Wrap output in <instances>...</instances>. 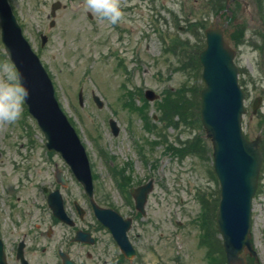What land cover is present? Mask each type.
Here are the masks:
<instances>
[{
	"label": "rangeland",
	"instance_id": "obj_1",
	"mask_svg": "<svg viewBox=\"0 0 264 264\" xmlns=\"http://www.w3.org/2000/svg\"><path fill=\"white\" fill-rule=\"evenodd\" d=\"M54 1L9 0L24 35L52 79L60 105L85 146L96 175V200L133 219L128 235L138 248V257L124 262L106 229L86 216L85 223L92 224L97 241L93 246H73L72 252L74 248L78 252H73L78 255L76 259L80 264H214L206 257V246L199 245L206 229H198L194 223L203 214L218 248L213 255H217L218 264H226L214 218L219 183L213 173L212 145L199 116L202 67L193 63L205 46L204 30L213 24L225 0H119L124 17L116 25L86 11L84 0H58L62 6L50 26L47 15ZM244 1L231 3L233 15L224 16L223 21L229 37L233 34L229 43L235 50L234 62L245 92L242 130L253 139L264 119L259 114H264V18L258 6L264 0ZM239 25L242 30L236 35L234 30ZM41 33L47 36L43 45ZM0 66L15 71L1 45ZM80 89L82 105L78 102ZM145 90H152L155 98L149 94L152 98L148 101ZM169 90L175 91L171 99L184 102V107H179L185 110L187 120L179 121L174 114L172 122L176 125L165 124L159 107ZM128 91L133 93L132 98ZM92 92L101 99V106L94 102ZM259 96L257 111L252 113L253 100ZM143 98L148 101L146 107ZM130 99L138 108L126 104ZM171 99L167 98L170 108ZM110 118L119 127L116 135L109 127ZM147 122L152 124L149 129ZM43 143V134L25 104L22 118L0 124V227L6 237L8 264H12L11 236L6 231L11 229L8 204L27 197L32 212H36L43 202L42 186L52 180L55 168L69 178V185L61 189L66 210L72 213L74 200L87 209L81 185L59 154L47 151ZM185 143L192 144L194 153L178 155L173 151ZM150 178L153 187L140 215L125 192ZM83 225L80 221L79 226ZM67 228L61 226L52 240ZM251 241L257 258L247 253V264H264V162L252 204ZM42 257L51 256L45 253Z\"/></svg>",
	"mask_w": 264,
	"mask_h": 264
},
{
	"label": "water",
	"instance_id": "obj_2",
	"mask_svg": "<svg viewBox=\"0 0 264 264\" xmlns=\"http://www.w3.org/2000/svg\"><path fill=\"white\" fill-rule=\"evenodd\" d=\"M231 1L226 0V9ZM57 5L52 6L53 11ZM0 17L1 39L11 61L22 74L23 83L29 89L30 95L25 103L44 133L46 148L59 152L78 174L86 191L92 194L91 176L84 148L59 107L52 82L22 35L7 0H0ZM219 20L220 13L214 25L205 30V47L198 54L205 83L199 92L200 119L205 136L212 143L214 171L220 182L216 223L223 238L227 263L245 264L244 249L254 254L249 234L251 202L257 187L262 155L259 137L248 140L242 134L244 93L238 84L234 50L229 45ZM43 39L45 40V37ZM79 96L81 103V93ZM94 99L101 106L98 97L94 96ZM110 124L113 132L117 133L115 122L110 120ZM150 190L151 182L139 192L133 191L138 209L142 210L146 194ZM57 211L60 217L63 216L59 199L54 212ZM95 213L111 229L125 255L131 257L133 249L125 235L129 220H122L110 209L95 207ZM0 264H6L1 239ZM65 264L73 263L66 260Z\"/></svg>",
	"mask_w": 264,
	"mask_h": 264
},
{
	"label": "flooded vegetation",
	"instance_id": "obj_3",
	"mask_svg": "<svg viewBox=\"0 0 264 264\" xmlns=\"http://www.w3.org/2000/svg\"><path fill=\"white\" fill-rule=\"evenodd\" d=\"M260 98L261 96H259L256 104L260 102ZM254 102L255 98L252 103V108ZM259 114L260 117H264L263 113L260 112ZM259 135L262 137L264 144V121ZM61 174L63 175L62 171ZM64 182L65 184L63 185L53 176L48 185L42 186L43 202L37 205L36 212H32L31 203L27 197L22 199L18 198L17 202L20 200L19 203L13 201L14 204H8L10 208L8 218L11 219V229L6 230L8 228H5V230L8 232V236H11L12 264H64L65 259H69L74 264H80L76 259L78 255L75 254L78 252L74 248L73 252L75 253H73L72 247L79 244L86 246L96 244L97 238L94 235L95 231L93 230V226L90 222H84L87 216L85 211L79 216L77 209L73 206L72 213L67 212L70 221L64 222L56 218L49 208L47 202L49 194L55 190L61 192V188L66 187L68 184L67 178H65ZM87 206L89 205L87 204ZM89 216L91 217V214ZM80 221L84 223L83 226H79ZM61 226L68 227L66 229L67 231L59 234L56 240H52L56 234V230L59 231ZM78 229L90 233L93 239L87 236L84 239L86 242L77 241L75 236ZM1 237L5 245L6 237L3 232ZM34 253L36 257H33ZM45 253H49L51 257L43 258L42 255Z\"/></svg>",
	"mask_w": 264,
	"mask_h": 264
},
{
	"label": "clouds",
	"instance_id": "obj_4",
	"mask_svg": "<svg viewBox=\"0 0 264 264\" xmlns=\"http://www.w3.org/2000/svg\"><path fill=\"white\" fill-rule=\"evenodd\" d=\"M84 8L110 25L118 24L124 17L119 0H84ZM0 75V124H11L22 118L30 92L19 71L0 66Z\"/></svg>",
	"mask_w": 264,
	"mask_h": 264
},
{
	"label": "trees",
	"instance_id": "obj_5",
	"mask_svg": "<svg viewBox=\"0 0 264 264\" xmlns=\"http://www.w3.org/2000/svg\"><path fill=\"white\" fill-rule=\"evenodd\" d=\"M239 34L240 33H238V35ZM193 59H194L193 63L199 65V61H198L197 56L194 57ZM192 90L197 93V91L195 89H192ZM171 96H172V94L169 92L165 98L166 99L165 102H162L159 107H160V109L163 110L164 116L162 118L167 121V122L166 121L165 122L167 124L176 125L177 122H175V123L172 122V118L174 117V114L178 115L179 121L180 120L185 121L187 119H185V110L181 108V107H184V105H183L184 102L178 101L177 99L173 100V99H171ZM167 98H170L172 100V103H171L172 108H170V106H169L170 101H168ZM179 106H181V107H179ZM198 142H200V141H198ZM191 145H192L191 143L190 144L185 143L183 146H180V148H174V151H175V153H178L180 155H182L186 152H191V153L193 152L194 153L193 149L191 148ZM195 149H197V147H195Z\"/></svg>",
	"mask_w": 264,
	"mask_h": 264
}]
</instances>
